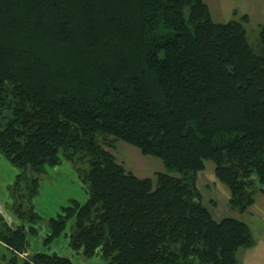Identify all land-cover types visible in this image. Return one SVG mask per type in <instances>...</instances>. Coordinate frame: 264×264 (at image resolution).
<instances>
[{"label": "trees", "instance_id": "1", "mask_svg": "<svg viewBox=\"0 0 264 264\" xmlns=\"http://www.w3.org/2000/svg\"><path fill=\"white\" fill-rule=\"evenodd\" d=\"M119 142L167 173L128 172ZM0 154L19 171L8 264H75L51 251L61 237L106 264H239L250 227L216 220L197 183L212 161L232 211L264 194V23L252 45L204 0H0ZM63 160L88 199L45 221L33 203ZM40 222L49 250L30 256Z\"/></svg>", "mask_w": 264, "mask_h": 264}, {"label": "rangeland", "instance_id": "2", "mask_svg": "<svg viewBox=\"0 0 264 264\" xmlns=\"http://www.w3.org/2000/svg\"><path fill=\"white\" fill-rule=\"evenodd\" d=\"M204 2L210 8L213 20L216 23L240 21L247 31L250 43L252 45L258 44L260 28L264 23V0H204ZM245 16H247V20L242 21ZM111 153L116 157L118 163L138 178L155 179L157 173H167L161 160L144 156L139 149L127 143L119 142ZM18 173L19 171L0 154V213L13 228L20 226L21 221L18 220L9 207L12 200L8 188L15 182ZM212 178L216 181H211ZM197 186L202 193L204 203L216 220L220 221L227 217L237 218L239 216V213L232 211L224 201L225 198L230 197V192L227 187L216 179L215 164L212 161H207L205 171L198 175ZM87 199V188L79 178L77 170L71 163L63 160L60 166L48 169V173L43 177L39 196L33 204L36 212L47 221L50 218L57 217L61 213V209L67 207L70 201L77 200L83 204ZM207 200H213L214 206L209 204ZM45 225V222L38 223V235L29 236L31 240L30 256L34 253L49 250L48 247L44 248L43 245V240L49 233ZM58 240L59 245H63L65 242L68 244L65 237ZM50 248H56V245H52ZM69 250L71 254H62V256L69 257L75 264H106L101 257L83 260L80 254L73 252L71 249ZM57 253L61 255L62 252L58 251ZM0 256V264H8V260L12 257L11 253L5 249H0ZM3 257H6L7 260L4 261Z\"/></svg>", "mask_w": 264, "mask_h": 264}, {"label": "crops", "instance_id": "3", "mask_svg": "<svg viewBox=\"0 0 264 264\" xmlns=\"http://www.w3.org/2000/svg\"><path fill=\"white\" fill-rule=\"evenodd\" d=\"M211 181L216 180L212 178ZM224 201L228 205L229 198H225ZM208 203L214 206V202H212V200H209ZM236 219L246 223L250 227L255 238V243L251 248L239 250L237 255L239 264H264V194L258 195L256 203L249 210V212L239 214ZM57 241L53 244L56 245V248H53L51 250L52 252L57 253L58 251H61V255L71 254L70 250L68 251L69 247L66 242L63 243V245H59Z\"/></svg>", "mask_w": 264, "mask_h": 264}]
</instances>
